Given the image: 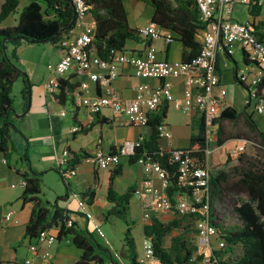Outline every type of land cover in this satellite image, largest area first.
<instances>
[{
	"label": "trees",
	"instance_id": "1",
	"mask_svg": "<svg viewBox=\"0 0 264 264\" xmlns=\"http://www.w3.org/2000/svg\"><path fill=\"white\" fill-rule=\"evenodd\" d=\"M140 1L153 7L151 22L171 31L174 40L182 42L184 48L182 62L191 61L202 46L198 34L203 24L197 6L194 11H190L184 8L188 4L193 6L190 0ZM253 1L250 5L253 8L251 13L258 15L261 11L259 0ZM87 2L92 6L91 14L95 20L93 45L101 58H111L112 49L125 51L128 40L141 36L138 28L130 26L123 0H87ZM19 3L20 0L4 1L0 11V23L17 10ZM78 20L79 14L73 0H32L21 10L17 24L0 28V152L5 157H10L15 150L11 132L18 129L16 123L18 119L12 90L19 78H23L24 81L21 91L24 112L31 106L32 84L27 73L19 65L18 48L26 42L52 43L57 47L59 42L77 27ZM251 26L254 27L257 37L264 42V22H260L258 26L251 23ZM9 45L13 46L11 52ZM244 61L247 65L250 64L246 56ZM235 79L239 81L237 74ZM74 90V86L68 85L61 79L58 92L52 95L59 100L65 98L68 91ZM255 96V100L252 99L248 103L250 107L257 100L264 101V85L260 86ZM167 111L168 107L164 104L149 113L147 125L150 128L149 133L144 137L141 146L137 147L130 156V160L136 162L140 157H144L160 163L167 171L170 182L167 191L172 203L175 204L180 197L191 195V190L185 188L180 181L182 160L189 158L190 165L206 167L209 162L206 152L208 144L206 125L201 116L198 119V126L194 128L197 132L192 134L189 146L184 148L181 159H176L174 151L178 148L161 146L159 126L165 124ZM216 123L218 145L239 140L243 143L244 150L250 146V152H243L244 150L239 152L235 164H230L229 153L224 168L218 170L216 174L211 169L209 220L216 228L218 239L223 244L213 249L208 264H264V132L258 129L253 113L245 116L232 106L222 110ZM77 124L78 131L88 130V127H84L81 123ZM230 124L239 126L240 129L231 134L228 132ZM67 150L69 155L65 166L57 167L56 171L70 190L71 183L66 171L75 170L81 158L85 159L90 154L86 152L79 154L68 148ZM114 168L107 186V196L113 205L105 212L104 217L106 220L117 217L125 222L127 227L124 241L129 264H143L139 259L128 219L130 201L137 187L131 185L127 193L119 194L115 190L114 182L122 170V165L118 164ZM22 177L27 181L22 199L25 203H33L26 236L33 240L42 231L55 227L58 230V239L72 236L73 243L82 250L80 259L74 264H105L102 252L92 242V233L90 232L89 235L83 233L71 220L66 209L59 207L57 202L52 203L41 196L43 174L32 170V173H23ZM97 185L98 179L87 191L80 193L81 200L86 202L89 198L92 201ZM215 199L223 206L233 209L234 218L231 221H224L217 215ZM201 217L203 214L198 212L181 214L177 210L174 211V218L169 221H162L156 215L152 216L151 223L145 227L144 232L146 236L152 238L154 256L161 264H201L205 261V255L200 253V246L195 243L193 237L198 232L197 220ZM174 230L181 232L173 237L169 252L164 245V238ZM100 248L104 249L102 246ZM113 261L116 262L115 259Z\"/></svg>",
	"mask_w": 264,
	"mask_h": 264
},
{
	"label": "crops",
	"instance_id": "2",
	"mask_svg": "<svg viewBox=\"0 0 264 264\" xmlns=\"http://www.w3.org/2000/svg\"><path fill=\"white\" fill-rule=\"evenodd\" d=\"M4 1L5 0H0V11ZM174 1L176 2V0ZM190 1L193 6L188 4L184 6V8L194 11V9H196V3L194 0ZM259 3L261 11L258 15L251 13V9H253L252 6L237 4L234 8V19L258 26L260 22H264V0H259ZM134 4L135 7L139 8V13L136 17L141 15L144 16L145 19L142 22L137 21L135 25H132L124 4L130 26L139 28L151 22L154 13L153 7L140 0H136ZM176 5H178V3H176ZM181 5L184 4L181 3ZM240 5L247 6L248 16L246 21L236 16L238 6ZM83 22L84 23L81 26H77L70 35L79 33L82 30L94 33L95 20L91 11L85 16ZM3 24L4 22H1L0 27H4ZM198 39L201 42L200 36H198ZM151 43L155 45V56L157 59L168 60L172 63H180L183 61L184 48L182 42L179 40H173L167 43L164 39L151 41L140 36L137 39L128 40L125 51L144 55L147 47ZM24 45L32 44L26 42L20 47ZM57 48L59 55L56 59V63L60 61L63 55L60 46H57ZM22 49L23 48L18 50L20 56L19 65L27 73L32 84L30 96L31 106L27 113L24 112L23 104H21L20 110L16 109V116L18 119L16 123L18 129H14L11 132L15 150L10 154V157H5V155L0 152V264H26L25 260L32 256L29 246L31 243L36 242V239L31 240L26 236V227L32 214L33 203H25L22 199L24 187L20 185V182L23 179V173H32V170L41 172L44 180L46 173L52 170L56 171V168L60 166L59 161L63 158V150L65 148L79 154L83 152L92 154L99 148L107 152H113L120 148L126 141L138 140L140 137H145L149 133L150 128L148 126L139 127L128 123L124 124L122 122L124 117L112 116L109 109H104L98 114H91L84 106L78 104V99L81 96L94 97L105 94L109 90V87H113L123 99L128 100L136 95L138 85L141 82L149 83L152 86H158L163 83V81L155 78H138L135 76L133 67L120 65L119 76L108 86L101 80H90L87 73L80 70L78 66H75L70 71L59 75L60 79L66 81L68 85L74 86L75 90L73 92L68 91L65 98L58 100L47 90V81L52 76V73L48 79L40 76L36 62L25 59L22 55L24 52ZM91 53L97 55V49L94 45L91 47ZM244 56V52L238 47L233 55H228L225 51L218 52L216 67L220 76V84L216 87L215 93L225 94V107H235L238 111L244 113L245 116H250L248 92L246 88L235 79V75L239 70L247 69ZM228 71H232L234 83H229L225 80ZM84 81L88 83L86 88L82 87ZM165 82L172 85V91L177 98H182L184 78L172 76L166 78ZM166 105L168 111L164 123L172 133H176L180 126L185 127L188 141L186 145H182L179 143V137L172 134L170 139L161 138V146L164 148H186L190 144L192 134L197 132L194 128L198 126V119L202 115L198 112L178 109L184 112L182 125L181 122L173 121L170 117L171 105L173 106V104L169 103ZM63 112H66V115H62ZM77 123H81L84 127H88V130L71 132L70 129L73 126H77ZM256 124L258 129L261 130L257 121ZM225 144L218 145L217 141L212 144L214 150L209 161L210 165H219V163H221L215 161L214 158L220 149L223 150ZM223 154L224 153L220 156L223 157ZM120 164L122 165V170L120 174L116 176L114 182L115 190L119 194L127 193L131 185H135L136 187L141 186L146 180L143 167L137 161L131 162L130 156L121 157ZM114 169L115 168H99L93 163L81 158L80 163L76 167V173L68 177L71 183L70 190L67 189L64 184L63 191H59V195L56 194L58 197L55 200L45 197L46 195L43 189L41 196L52 203L56 201L59 207L68 211L71 220L76 223L77 227L83 233L89 235L91 232L94 236L97 232L96 226H99L98 221L112 222L114 219V217H111L106 220L104 217L105 212L113 205L107 196V186ZM96 179H98V185L96 187L95 197L92 201H90L89 198L86 199L87 210L94 215V219L89 220L79 208V198L81 199L80 193L87 191L88 188L93 186ZM156 182L158 183L159 181L157 180ZM75 195H78V197ZM133 199H135L136 203L141 208L140 201L135 195L131 198V200ZM131 204L132 201H130V206ZM10 209L14 210L15 216L19 220L17 223L7 222L5 220V214ZM154 215L158 216L162 221H169L174 218V212L172 211L160 212ZM150 223L151 220L144 219V230ZM52 229L58 232L55 227ZM193 237L199 238L197 234ZM215 237L216 236H213L209 242L204 244L200 249V253L206 255L207 250L211 253L213 249L219 248V246H215L214 244ZM109 252L111 254L110 249ZM81 255L82 250L73 243V237L67 236L62 239L57 238L56 243L51 248L50 256H44L43 249L40 248L35 263L74 264L80 259ZM114 264H119V262L116 260Z\"/></svg>",
	"mask_w": 264,
	"mask_h": 264
},
{
	"label": "built area",
	"instance_id": "3",
	"mask_svg": "<svg viewBox=\"0 0 264 264\" xmlns=\"http://www.w3.org/2000/svg\"><path fill=\"white\" fill-rule=\"evenodd\" d=\"M199 10V18L203 24L198 36L201 37V50L189 62L172 63L168 60L157 59L155 56V45L151 43L144 55L128 53L118 49H112V57L103 59L91 53L93 45V33L90 31H80L73 35L65 36L59 46L63 55L55 65L50 64L52 76L47 81L49 93H57L60 83L59 75L70 71L75 66L85 73L90 80L102 81L110 86L120 72L119 66L126 65L134 68L135 76L138 78H155L163 81L158 86L141 82L138 85L136 95L128 100L123 99L113 88L102 95L89 97L81 96L78 104L84 106L91 114H98L104 109H109L114 117H124V124L146 127L149 123V113L158 109L164 104H173L177 109L194 111L202 115L206 125L207 157L208 161L213 153L212 144L217 141L216 119L225 108V94H216L215 89L220 84V76L216 67V58L219 51H225L228 55H233L238 48H241L247 60L250 62L247 69L238 71V82L242 84L248 92V102L255 100L256 93L261 85H264V42L255 34V29L251 23L240 22L233 17L234 8L237 4L250 6L253 0H194ZM79 14L78 25L81 26L85 16L91 11L92 6L87 0H73ZM140 35L151 41L164 39L167 43L174 40L171 31L163 29L153 22L138 28ZM184 78V89L182 98H177L172 91V85L165 82L168 77ZM87 81L82 83L86 88ZM256 111L264 114V101H256ZM62 115H66L63 112ZM71 132L79 130L78 126H73ZM161 138L170 139L171 130L167 125L159 126ZM144 137L138 140L126 141L115 152H107L97 149L94 153L85 158L99 168H114L121 162V157L131 156L135 149L141 146ZM244 150L241 145L233 150L239 153ZM184 148L174 151V157L181 159ZM69 152L67 148L63 150V158L59 161L60 166H65ZM137 162L143 167L146 180L136 188L134 195L140 201L142 215L145 220H151L152 216L160 212L179 211L181 214L201 213L203 217L197 220V235L201 240L200 249L209 242L213 236H217L216 228L209 220V204L211 199L210 180L211 166L208 162L206 167L190 165L191 160H182L180 168L181 184L191 190V195L180 197L175 204L172 203L168 194L170 186L167 171L160 163L140 157ZM76 173L75 170H67L69 177ZM159 181L158 183L156 181ZM22 187L27 185L23 178L20 182ZM15 186V185H13ZM78 197V195H75ZM79 208L89 220L94 219V215L87 210L85 201L79 198ZM7 222L17 223L19 220L15 216L14 210H8L5 214ZM71 221H69V224ZM96 231L103 234L100 226H96ZM57 234L54 229H46L36 238V242L30 244L29 248L32 256L25 260L26 264H36L35 259L39 255V249H43L44 256L51 255V248L56 243ZM223 243L219 241V246ZM143 248L145 257L154 256V243L151 237L144 236ZM144 264V260L140 259ZM208 263V259L206 260Z\"/></svg>",
	"mask_w": 264,
	"mask_h": 264
},
{
	"label": "rangeland",
	"instance_id": "4",
	"mask_svg": "<svg viewBox=\"0 0 264 264\" xmlns=\"http://www.w3.org/2000/svg\"><path fill=\"white\" fill-rule=\"evenodd\" d=\"M31 1L32 0H20L17 10L13 12L9 17H7L5 21H3L4 27L17 24L19 21L21 10ZM135 1L136 0H123L132 25H135L137 21L142 22L145 19V17L141 15H139V17H136L137 14L139 13L138 12L139 8L135 7L134 4ZM236 16L239 17L241 20L246 21V18L248 16L247 6L245 5L238 6ZM263 17H264V6H263ZM21 48H23L22 50H24L22 54L23 57H25V59L27 60L30 59L31 61L36 62L39 75L42 76L43 78L48 79V77L52 73L51 69L49 68V65L50 64L55 65L56 59L59 55L58 48L52 43H39V44L37 43L32 45H24L23 47L18 48V50H20ZM9 49H10L9 51L11 52L13 46L9 45ZM18 56H19V52H18ZM225 80L229 83H234V79L232 78V71H228V73L225 76ZM23 87H24L23 78H19L13 85L12 96L14 99V107L18 110L21 109V104H23V97L21 93ZM255 104L256 102L252 104V106L249 108V111L253 113V116L257 121L259 128L264 132V114H260L256 111ZM183 114H184L183 111H180L171 105L170 117L172 118L173 121H177L179 123L181 122V124L183 125ZM239 129H240L239 126H233L231 124L228 126V132L231 134ZM172 134L177 135L179 137L180 144L182 145L187 144L188 140H187L185 127L180 126L179 129H177L176 133L173 132ZM241 145H243L241 141L231 140L223 146V150L220 149V151L216 153L214 159L215 161L221 163H219V165H210L214 174H216L218 170L226 166L225 161L229 153L231 154V156L229 155L231 160L230 164H235L237 162L240 154L233 153V150ZM179 148H184V147H179ZM249 149L250 146L247 147L246 150H244L243 152H250ZM222 153H224L223 157L220 156ZM42 189L45 192L46 195L45 197L52 200H55L58 197L56 196V194L59 195V191H63L64 183L60 179L59 173L57 171L52 170L46 173L45 178L43 180ZM131 201L132 204L130 206L128 219L131 223L132 234L135 238L136 249L139 255V259H143L144 264H161V262L155 256L148 258L145 257L144 255V248H143V238L145 236L144 218L142 215V210L140 206L136 203L135 199ZM214 204H215L216 213L221 219H223L224 221H231L232 218H234V211L232 208L223 206L222 204L218 203L216 199ZM98 222H99V226L103 231V234H99L96 232L94 236H92V240L95 246L98 248V250L102 252V255L105 258V264H114L115 262L113 261V259H116L119 262V264H129L130 260L124 241L125 230L127 227L125 222L117 217H114L112 222L111 221H98ZM180 232H181L180 230H174L165 237V245H166L165 247L167 251L171 252L172 239ZM194 241L198 245L202 244L200 238L197 239L196 237H194ZM214 244L215 246H219L218 236L215 237ZM100 246H102L104 249H101ZM108 247L111 251V254L109 252ZM210 255H211L210 251L207 250L205 255V261H203L201 264H208L206 260L210 258Z\"/></svg>",
	"mask_w": 264,
	"mask_h": 264
},
{
	"label": "water",
	"instance_id": "5",
	"mask_svg": "<svg viewBox=\"0 0 264 264\" xmlns=\"http://www.w3.org/2000/svg\"><path fill=\"white\" fill-rule=\"evenodd\" d=\"M31 96V95H30ZM29 110H27V111H25V113H27ZM65 198H68V197H65ZM55 203H56V201H55Z\"/></svg>",
	"mask_w": 264,
	"mask_h": 264
}]
</instances>
